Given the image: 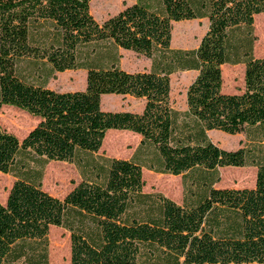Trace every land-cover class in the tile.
<instances>
[{
  "label": "trees",
  "instance_id": "trees-1",
  "mask_svg": "<svg viewBox=\"0 0 264 264\" xmlns=\"http://www.w3.org/2000/svg\"><path fill=\"white\" fill-rule=\"evenodd\" d=\"M262 13L264 0H137L99 22L90 0H0V111L12 105L38 119L22 139L0 126V172L16 177L0 202V264H50L52 226L70 232L71 264H264V58L254 55ZM202 18L197 48L171 46L174 22ZM121 49L150 69H123ZM24 61L47 67L46 79L85 70L86 87L29 83L17 72ZM224 64H244L243 92H223ZM184 70L197 75L180 111L170 76ZM106 94L143 98L144 108L104 110ZM110 129L140 135L150 169L198 172L199 193L179 204L144 192L142 164L115 157L91 159L63 198L42 188L49 161L92 155ZM213 130L247 142L222 148ZM247 166L257 170L253 187H214L219 168Z\"/></svg>",
  "mask_w": 264,
  "mask_h": 264
},
{
  "label": "rangeland",
  "instance_id": "rangeland-1",
  "mask_svg": "<svg viewBox=\"0 0 264 264\" xmlns=\"http://www.w3.org/2000/svg\"><path fill=\"white\" fill-rule=\"evenodd\" d=\"M137 0H90L92 15L102 22L108 17L117 14L125 7L132 5ZM208 19H195L189 21H176L173 23L172 41L173 48L193 49L197 48L203 35L208 29ZM254 55L264 58V13L255 16ZM143 55H137L134 51L127 50L122 62V68L135 72L150 69V63ZM18 75L25 81L33 84H45L57 91L84 90L86 87L85 70H68L55 72L48 79L47 67L37 69L27 61L19 64ZM245 66L244 64H224L222 66L223 92L241 93L244 91ZM197 71H177L170 76L172 107L184 111L186 105V90L196 77ZM143 100L129 95L106 94L102 96V109L108 111H134L138 112ZM38 119L26 111L12 106L4 105L0 111V126L2 129L15 134L22 139L37 124ZM211 140L222 148L235 150L244 146L247 142L244 133L236 135L226 134L222 131H210ZM106 141L99 151L90 156H83L75 162L49 161L43 170L41 179L42 188L50 194L63 198L78 183L88 175L87 163L93 158L115 157L132 159L142 164L144 192H158L166 197L182 204L186 197L190 200L199 193L194 184L198 172L191 171L186 174L173 175L150 169L148 159L138 153L141 136L128 130L110 129L106 133ZM256 168L247 167H222L218 169L219 180L214 183L217 188H245L253 187L256 181ZM16 177L12 174L0 172V202L7 199ZM188 190V192H187ZM197 192V194H195ZM49 263L71 264L70 232L63 228L52 226L48 235Z\"/></svg>",
  "mask_w": 264,
  "mask_h": 264
},
{
  "label": "crops",
  "instance_id": "crops-1",
  "mask_svg": "<svg viewBox=\"0 0 264 264\" xmlns=\"http://www.w3.org/2000/svg\"><path fill=\"white\" fill-rule=\"evenodd\" d=\"M120 51H121V53H122V58H121V61H120V65L122 66V62H123V59H124V55H125V53H126L127 50H125V49H121ZM136 54H137V53H136ZM137 55H139V54H137ZM147 59H148V58H147ZM148 61L151 62L150 59H148ZM150 62H148V63H150ZM150 67H151V64H150ZM85 72H86V71H85ZM196 75H197V74H196ZM139 99H142V100H143L142 106H141L140 110L138 111V112H141V111L143 110V108H144L145 100H144L143 98H139ZM133 112H134V111H133ZM137 135H138V134H137Z\"/></svg>",
  "mask_w": 264,
  "mask_h": 264
}]
</instances>
